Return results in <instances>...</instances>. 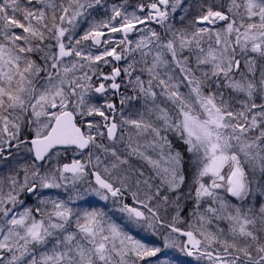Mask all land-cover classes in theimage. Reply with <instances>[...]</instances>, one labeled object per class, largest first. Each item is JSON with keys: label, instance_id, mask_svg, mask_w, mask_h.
I'll use <instances>...</instances> for the list:
<instances>
[{"label": "snow or ice", "instance_id": "6c2138e0", "mask_svg": "<svg viewBox=\"0 0 264 264\" xmlns=\"http://www.w3.org/2000/svg\"><path fill=\"white\" fill-rule=\"evenodd\" d=\"M0 264H264V0H0Z\"/></svg>", "mask_w": 264, "mask_h": 264}]
</instances>
